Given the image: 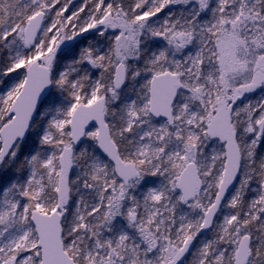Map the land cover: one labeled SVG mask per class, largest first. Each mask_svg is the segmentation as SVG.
<instances>
[{
	"label": "snow or ice",
	"instance_id": "obj_1",
	"mask_svg": "<svg viewBox=\"0 0 264 264\" xmlns=\"http://www.w3.org/2000/svg\"><path fill=\"white\" fill-rule=\"evenodd\" d=\"M0 264H264V0H0Z\"/></svg>",
	"mask_w": 264,
	"mask_h": 264
}]
</instances>
